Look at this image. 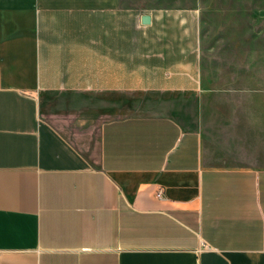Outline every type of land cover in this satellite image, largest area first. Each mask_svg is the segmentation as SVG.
Returning a JSON list of instances; mask_svg holds the SVG:
<instances>
[{
	"label": "crops",
	"instance_id": "1",
	"mask_svg": "<svg viewBox=\"0 0 264 264\" xmlns=\"http://www.w3.org/2000/svg\"><path fill=\"white\" fill-rule=\"evenodd\" d=\"M199 36L189 7L0 0V264H264V164L190 124Z\"/></svg>",
	"mask_w": 264,
	"mask_h": 264
},
{
	"label": "rangeland",
	"instance_id": "2",
	"mask_svg": "<svg viewBox=\"0 0 264 264\" xmlns=\"http://www.w3.org/2000/svg\"><path fill=\"white\" fill-rule=\"evenodd\" d=\"M142 9L198 13L200 88L190 124L230 152L231 163L264 164V0H126Z\"/></svg>",
	"mask_w": 264,
	"mask_h": 264
},
{
	"label": "water",
	"instance_id": "3",
	"mask_svg": "<svg viewBox=\"0 0 264 264\" xmlns=\"http://www.w3.org/2000/svg\"><path fill=\"white\" fill-rule=\"evenodd\" d=\"M141 20L143 23H146L149 21V16L148 15H142Z\"/></svg>",
	"mask_w": 264,
	"mask_h": 264
},
{
	"label": "built area",
	"instance_id": "4",
	"mask_svg": "<svg viewBox=\"0 0 264 264\" xmlns=\"http://www.w3.org/2000/svg\"><path fill=\"white\" fill-rule=\"evenodd\" d=\"M158 196H160V192H158Z\"/></svg>",
	"mask_w": 264,
	"mask_h": 264
}]
</instances>
